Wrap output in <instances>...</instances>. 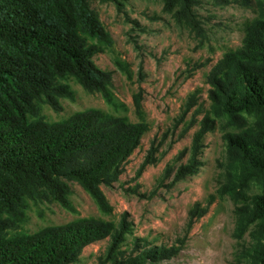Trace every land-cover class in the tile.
<instances>
[{
    "label": "trees",
    "instance_id": "obj_1",
    "mask_svg": "<svg viewBox=\"0 0 264 264\" xmlns=\"http://www.w3.org/2000/svg\"><path fill=\"white\" fill-rule=\"evenodd\" d=\"M161 1L162 10L178 24L201 30L192 10L196 0ZM257 6L258 16L246 24L241 45L226 51L206 74L209 111L193 133L186 162L167 183L197 172L203 135L216 120L224 118L234 127L236 131L224 134L226 155L218 192L241 201L235 207V235L251 227L250 244L242 248L249 264H264V0ZM111 46L110 33L87 0H0V264H71L86 245L104 238L106 248L94 264H146L177 253L178 246L140 247L139 241L128 252L120 249L131 226L123 215L117 222L89 216L34 232L17 230L25 221L28 202L53 200L75 212L69 200L71 182L99 211L111 212L101 187L119 179L148 128L142 89L132 95L139 118L135 122L98 108L56 121L41 113L43 104L59 112L60 99L73 98L69 79L89 93H99L107 104L124 108L114 98L111 71L93 59ZM115 64L130 75L126 63ZM195 103L194 94H189L176 122ZM155 150L151 142L135 176L155 162ZM171 172L166 164L160 180ZM251 188L257 191L248 197ZM205 211L194 204L189 220Z\"/></svg>",
    "mask_w": 264,
    "mask_h": 264
},
{
    "label": "rangeland",
    "instance_id": "obj_2",
    "mask_svg": "<svg viewBox=\"0 0 264 264\" xmlns=\"http://www.w3.org/2000/svg\"><path fill=\"white\" fill-rule=\"evenodd\" d=\"M257 1L196 0L192 10L201 27L196 31L163 11L161 0H87L112 37V46L93 59L100 68L111 71L114 98L125 107L115 108L99 93H89L69 79L73 98L60 99L59 112L43 104L41 113L46 120L56 121L76 111L98 108L135 122L139 118L132 95L141 88L143 120L148 128L119 179L111 187H101L112 207L110 213L99 211L92 198L71 182L69 200L75 212L53 200L28 202L25 221L17 230L34 232L89 216L117 222L123 215L131 226L120 249L128 252L136 241L140 247H179L172 257L146 264H249L242 248L250 244L251 227L240 237L235 235V207L241 201L218 192L226 155L224 134L236 131L234 127L226 125L224 118L216 120L212 130L203 135L197 172L172 185L167 183L176 167L186 162L193 133L209 111L206 74L226 51L241 45L246 24L258 16ZM116 60L128 65L129 76L116 66ZM191 93L195 105L176 122ZM151 142L156 147V160L135 176ZM166 164L172 172L162 182ZM256 191L247 190L248 197ZM196 203L206 211L189 220V210ZM107 242L104 238L86 245L71 264L96 263Z\"/></svg>",
    "mask_w": 264,
    "mask_h": 264
}]
</instances>
